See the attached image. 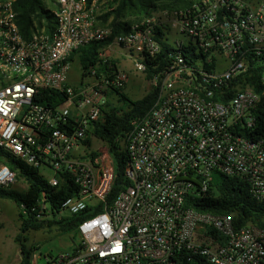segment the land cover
<instances>
[{
    "label": "built area",
    "instance_id": "obj_1",
    "mask_svg": "<svg viewBox=\"0 0 264 264\" xmlns=\"http://www.w3.org/2000/svg\"><path fill=\"white\" fill-rule=\"evenodd\" d=\"M16 2L0 0V148L50 172L42 177L51 187L71 178L79 188L59 210L46 191L29 209L40 222L82 216L79 242L50 264H264L263 227L236 226L231 215L189 204L215 190L216 175L247 182L264 200V137L255 134L264 107V0H198L166 10L117 35L78 82L71 56L113 35L99 25L96 0H57L55 29L28 36ZM156 27L185 37L173 46L193 58L154 67L148 81L156 100L120 139L130 156L129 185L111 199L115 161L91 131L110 95L130 80L111 60L122 51L147 78L145 60L161 52ZM17 182L0 162V189Z\"/></svg>",
    "mask_w": 264,
    "mask_h": 264
},
{
    "label": "trees",
    "instance_id": "obj_2",
    "mask_svg": "<svg viewBox=\"0 0 264 264\" xmlns=\"http://www.w3.org/2000/svg\"><path fill=\"white\" fill-rule=\"evenodd\" d=\"M119 1L117 9L106 13L102 18L107 22L114 15L110 24L113 35L103 41L91 42L80 47L71 56V60L77 58L81 71L86 72L90 67L97 65L100 61L101 50L113 42L117 35L131 31L133 25L121 19L129 12L141 11L147 8H155L162 4V9H181L188 7L194 0H116ZM15 10L18 14L19 26L25 36L30 35L36 29L45 28L52 32L56 26V15L48 8L46 0H17ZM156 39L161 45V52L153 59H146L149 66L147 80H150L154 67L159 70L168 68L179 56H183L187 62L192 61L187 48L175 49L169 37L163 33L161 28H155ZM118 60H111L116 65ZM104 67H99L102 72ZM233 95L229 93V97ZM157 97V92L150 88L141 99L132 100L125 89L116 90L115 95H110L101 118L95 123L92 134L105 142L113 155L116 167V181L111 194L113 199L121 190L129 185V180L125 176V171L130 163V156L123 148L121 138L130 131L132 121L145 114L153 106ZM43 102L48 104V98ZM63 101V99H61ZM60 100V101H61ZM258 129L255 134L264 137V107L258 111ZM252 136V135H251ZM91 145V140L87 141ZM97 152H91V157H96ZM0 162L9 166L17 172L18 179H24L27 183L25 191L16 189H0V198L9 199L16 202L19 208V218L21 222L20 231L16 236V242L21 247L22 260L20 264H31L33 251L37 247L27 248L28 234L32 231L42 229H55L58 233H68L74 231L81 215H72L61 219H52L46 222L37 221L31 215L29 209L37 203L42 192L46 191L48 198L55 210H59L64 201L77 194L79 188L71 178L62 181L59 187H51L49 182L40 174L39 169L29 166L17 159L15 156L0 148ZM215 190L203 199L190 200L189 204L200 210H206L215 214H228L233 217L236 226L255 224L264 228V200H256L250 193L247 182L223 175H216L213 183ZM2 225L0 224V230ZM194 264V263H193Z\"/></svg>",
    "mask_w": 264,
    "mask_h": 264
},
{
    "label": "rangeland",
    "instance_id": "obj_3",
    "mask_svg": "<svg viewBox=\"0 0 264 264\" xmlns=\"http://www.w3.org/2000/svg\"><path fill=\"white\" fill-rule=\"evenodd\" d=\"M198 1V0H194ZM48 8L54 12L58 10L57 0H46ZM119 1L116 0H96V14L99 25L102 27H110L114 19L112 15L107 22H104L103 16L106 13L117 9ZM169 9H162V4H158L155 8H147L141 11L129 12L121 20L130 22L133 26L140 24L152 17L159 19L164 12ZM171 11V10H170ZM170 42L173 44L179 38L183 41L185 37L176 35L174 31L169 33ZM120 59V58H119ZM118 59L120 66L127 70L130 74V80L125 89L126 93L132 100L141 99L151 86L144 75L137 73L130 61L126 58ZM81 76V68L77 58H75L72 66V75L74 81L78 82ZM101 143L98 140H93L92 149H98ZM41 175L46 177L51 176L50 172L40 170ZM14 189L18 191H25L27 183L24 179H18ZM0 264H20L22 260L21 247L16 242V236L20 231L19 208L15 201L0 198ZM80 240L79 235L74 232L58 233L55 229H42L40 231H32L28 234L27 248H35L33 256L31 257V264H50L49 259L59 255L63 251L72 250L74 244Z\"/></svg>",
    "mask_w": 264,
    "mask_h": 264
},
{
    "label": "crops",
    "instance_id": "obj_4",
    "mask_svg": "<svg viewBox=\"0 0 264 264\" xmlns=\"http://www.w3.org/2000/svg\"><path fill=\"white\" fill-rule=\"evenodd\" d=\"M117 52H118L119 55L116 54V56H115V59H116V60H118L119 58L121 59V58L124 56L122 51H119V50H118ZM118 56H120V57H118ZM120 59H119V60H120ZM120 61H121V60H120ZM126 61H129V60H126Z\"/></svg>",
    "mask_w": 264,
    "mask_h": 264
}]
</instances>
